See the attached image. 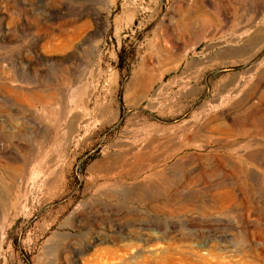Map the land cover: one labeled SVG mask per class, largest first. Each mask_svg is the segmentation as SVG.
Segmentation results:
<instances>
[{"label": "rangeland", "instance_id": "374dc122", "mask_svg": "<svg viewBox=\"0 0 264 264\" xmlns=\"http://www.w3.org/2000/svg\"><path fill=\"white\" fill-rule=\"evenodd\" d=\"M0 264H264V0H0Z\"/></svg>", "mask_w": 264, "mask_h": 264}]
</instances>
